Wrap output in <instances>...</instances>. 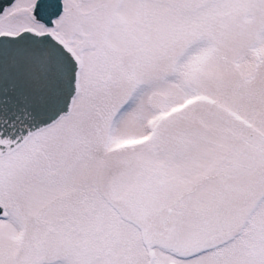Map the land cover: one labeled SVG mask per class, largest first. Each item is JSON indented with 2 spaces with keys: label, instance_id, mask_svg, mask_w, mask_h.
Listing matches in <instances>:
<instances>
[{
  "label": "snow or ice",
  "instance_id": "1",
  "mask_svg": "<svg viewBox=\"0 0 264 264\" xmlns=\"http://www.w3.org/2000/svg\"><path fill=\"white\" fill-rule=\"evenodd\" d=\"M0 264H264V0H0Z\"/></svg>",
  "mask_w": 264,
  "mask_h": 264
}]
</instances>
